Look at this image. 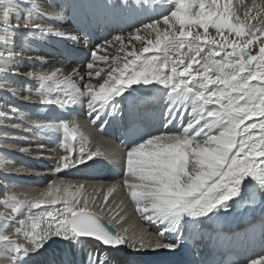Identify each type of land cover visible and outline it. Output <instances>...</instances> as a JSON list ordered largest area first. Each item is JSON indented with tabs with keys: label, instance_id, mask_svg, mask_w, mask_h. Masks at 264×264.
I'll use <instances>...</instances> for the list:
<instances>
[{
	"label": "snow or ice",
	"instance_id": "obj_1",
	"mask_svg": "<svg viewBox=\"0 0 264 264\" xmlns=\"http://www.w3.org/2000/svg\"><path fill=\"white\" fill-rule=\"evenodd\" d=\"M243 7L241 17L233 0H109L103 5L109 11L158 16L133 25L127 42L123 30L105 39L91 50L83 72L59 67L21 72L20 37H30L28 44L50 37L79 43L83 35L85 47L90 37L58 26L67 18L59 4L0 0V92L34 100L45 117L57 113L55 119L12 126L57 137L65 153L60 167L83 165L101 154L91 151L80 133L77 109H86L89 122L100 121L101 128L122 122L125 93L140 90L133 86L159 93L163 127L178 129L145 131L122 156L123 187L139 218L157 229L154 239L145 232L132 239L114 232L90 210L83 183H49L24 199L6 186L0 199L2 264H145L149 253L167 259L148 264H207L194 257L218 238L211 235L217 218L241 204L247 207L249 198L264 203V3L253 0ZM107 48H117L110 63L108 56H97ZM99 62L109 63L108 69L97 68ZM15 75L34 87L10 79ZM11 111L15 118L18 109ZM7 136L0 137V145L18 147ZM9 163L0 159V167ZM115 188L104 194L105 205ZM89 242L100 250L86 248ZM229 264H264V255Z\"/></svg>",
	"mask_w": 264,
	"mask_h": 264
},
{
	"label": "bare ground",
	"instance_id": "obj_2",
	"mask_svg": "<svg viewBox=\"0 0 264 264\" xmlns=\"http://www.w3.org/2000/svg\"><path fill=\"white\" fill-rule=\"evenodd\" d=\"M76 1H79V0H76ZM87 2H88V0H86ZM61 3H63L64 5H69V3H70V5L72 4H75V0H62L61 1ZM241 7V6H240ZM239 7V8H240ZM241 9V8H240ZM242 10H243V8H242ZM243 12V11H242ZM240 13V12H239ZM59 27H61L62 28V30H64V31H70V30H72V27H71V25H70V23H69V21H63L60 25H59ZM131 32V31H130ZM129 31L128 32H126L125 34H124V36H125V42H127V36H128V34L130 33ZM23 40V38L22 37H20L19 38V40H18V45H21L22 47H23V49H24V51H26V52H33L34 54H37L36 52H37V49H39V45L36 43V41H33L31 44H27L28 46H25L26 44H25V42H23L22 40ZM112 39V38H111ZM111 39H109V40H111ZM68 40V39H67ZM46 41L47 42H50V43H52L53 45H55V48L52 50V49H50V48H45V53L47 54V56H48V59H47V62H46V64L48 65V66H51L52 68H53V70L55 69V68H57V66H59V65H61V67H59V68H62V69H64L63 71L65 72V73H67V72H69V71H71L72 69H70L69 67H68V65L70 64V60L69 59H66L67 60V63L65 64L64 62H61L60 61V59H57V56L62 52V50H63V47H66V43H65V39H60V38H55V37H50V38H47L46 39ZM135 44H139V43H136V42H134ZM76 44H77V46L78 47H81V48H83L85 51H84V54L86 55V56H88L89 55V53H88V51L86 50V47H85V45H84V42H79V43H77L76 42ZM96 47V46H95ZM95 47H93V48H91V49H94ZM119 46L117 45V48H118ZM117 48H107V50L106 51H100V52H98L97 53V56L99 57V56H108L109 57V63L111 62V56L113 55V53H115L116 51H117ZM137 48H139V46H137ZM69 54H70V50H69V53H67V55L66 54H63V55H61V56H69ZM39 55V54H38ZM121 55H122V53H121ZM84 59H85V57L84 56H82L81 55V57L78 59V61L80 62V64L76 67V68H78L81 72H83L85 69H84V67H83V65L86 63V61L83 63V61H84ZM32 63V62H31ZM109 63H104V62H99L96 66H97V68H104L105 70H107L108 69V67H109ZM103 75V74H102ZM94 83H95V81H93ZM4 93H2L1 92V96L0 97H2L3 99H6L5 97H8V94H4ZM1 100V99H0ZM5 106H6V108H8V109H11V106H14V105H12L11 104V102H8L7 100H6V102H5ZM16 108H17V106H15ZM27 107V106H26ZM26 107H23L22 109H26ZM21 109V110H22ZM23 111V110H22ZM19 112H21L20 110L18 111V113ZM18 113H17V115H18ZM11 122V121H10ZM12 122H14V121H12ZM15 123H18V122H15ZM10 125H13V123H9ZM2 133H6V131H2V130H0V134H2ZM34 136V135H33ZM10 143H12V142H10ZM12 144H14V145H17V144H15V143H12ZM22 147V145L21 146H19L18 145V147H8V150H9V152H12L13 154H15L16 152H19L18 150H19V148H21ZM21 154L23 155V156H21V161H24L25 159H27V155L26 154H24V153H22L21 152ZM3 157V156H2ZM3 159H7L8 161H10V164L13 166V165H16V162H14V161H12L11 159H12V157L9 155V156H6V157H3ZM13 162V163H12ZM11 166V167H12ZM21 171H24V168H21ZM57 181H65V182H71L72 184H76V185H79V184H81L80 182H78V181H73V180H68V179H64V178H61V180H59V179H55V180H53V182H57ZM53 182H51V183H53ZM11 186H7L8 187V189H9V191L10 192H15V194H19V198L20 199H24V196H25V194H27L29 197H31L32 195L31 194H29V193H27L28 191H27V189L25 188H21V187H18V185L16 184V183H13V184H10ZM48 186V185H47ZM47 186H43L42 188H38L37 187V189H36V193H39V192H41V191H43L45 188H47ZM87 186H88V188L90 189V188H92L93 186H95V185H93V184H91V183H87ZM98 188V187H97ZM96 188V189H97ZM13 189V190H12ZM93 190V192H88V193H86L85 192V196H90V197H94L95 196V189H92ZM0 193H3V191H2V189H0ZM30 193H34L33 191L32 192H30ZM21 194H24V195H21ZM0 197H1V194H0ZM0 264H2V262H0Z\"/></svg>",
	"mask_w": 264,
	"mask_h": 264
},
{
	"label": "rangeland",
	"instance_id": "obj_3",
	"mask_svg": "<svg viewBox=\"0 0 264 264\" xmlns=\"http://www.w3.org/2000/svg\"><path fill=\"white\" fill-rule=\"evenodd\" d=\"M62 0H58V2L57 3H52V4H60V2H61ZM71 1V0H70ZM255 2L257 3V4H261V3H264V0H255ZM241 5H238V1L237 0H233V6H234V9H237V7H238V9H240L241 8V10H242V8H243V12L245 11V8L243 7V5H252V3L250 2V0H242L241 1ZM63 3H61V5H62ZM64 5V4H63ZM69 5H70V3H69ZM70 6H72V4L70 5ZM241 6V7H240ZM240 7V8H239ZM242 11H239L240 13V15H241V17H243V12ZM251 14H255L254 12L253 13H251ZM254 23H255V21H254ZM210 31H212V30H210ZM212 34L214 35L215 33L214 32H212ZM22 40V39H21ZM137 46H140L139 44H136V47Z\"/></svg>",
	"mask_w": 264,
	"mask_h": 264
}]
</instances>
